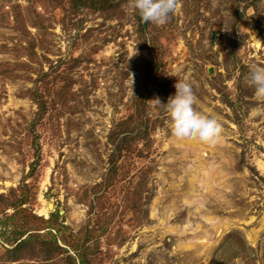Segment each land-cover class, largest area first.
<instances>
[{
	"label": "rangeland",
	"instance_id": "obj_1",
	"mask_svg": "<svg viewBox=\"0 0 264 264\" xmlns=\"http://www.w3.org/2000/svg\"><path fill=\"white\" fill-rule=\"evenodd\" d=\"M253 64L264 0H0V264H264ZM185 78L214 143L172 134Z\"/></svg>",
	"mask_w": 264,
	"mask_h": 264
},
{
	"label": "clouds",
	"instance_id": "obj_2",
	"mask_svg": "<svg viewBox=\"0 0 264 264\" xmlns=\"http://www.w3.org/2000/svg\"><path fill=\"white\" fill-rule=\"evenodd\" d=\"M177 3L178 0H126L129 9L143 21L155 25H163L176 10ZM245 81L256 96L264 98V66L251 65ZM173 87L175 91L166 102L156 99L166 111L172 134L182 141L214 143L221 135V124L199 107L192 84L186 78L176 79Z\"/></svg>",
	"mask_w": 264,
	"mask_h": 264
}]
</instances>
